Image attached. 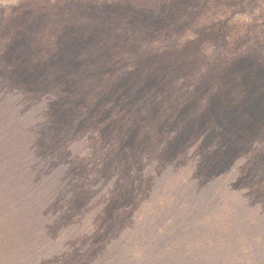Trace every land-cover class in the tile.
I'll use <instances>...</instances> for the list:
<instances>
[{
    "label": "rangeland",
    "instance_id": "1",
    "mask_svg": "<svg viewBox=\"0 0 264 264\" xmlns=\"http://www.w3.org/2000/svg\"><path fill=\"white\" fill-rule=\"evenodd\" d=\"M17 2L0 264H264V0Z\"/></svg>",
    "mask_w": 264,
    "mask_h": 264
},
{
    "label": "trees",
    "instance_id": "2",
    "mask_svg": "<svg viewBox=\"0 0 264 264\" xmlns=\"http://www.w3.org/2000/svg\"><path fill=\"white\" fill-rule=\"evenodd\" d=\"M17 1L18 0L0 1V7H10L11 5H14V4L18 3ZM52 1H55V0H52ZM96 210L97 209L90 210L88 213H85L87 211V209H86L84 211V213H82L83 210H79L78 213H75L76 214L75 217H78L77 218V222L83 223V224H79V229H80L79 233H81L84 236L85 240H87L91 235H94V233L98 229V224H96V219L98 218V216L95 213ZM132 212L134 213V215H137L139 210H138V208L137 209H133ZM80 213H82V215H79ZM68 227H71L73 229V231H74V227H76V226H75V224H71ZM36 236H37L38 239L40 238V234L39 233H36ZM43 241H45V240H43ZM46 242H48V241H46ZM59 242H61V241H59ZM48 243H50V242H48ZM114 244H115V242H113L112 245L109 247V252L107 253L106 257L114 255V253H115V252H113ZM136 245H137L136 243H132L130 245L129 254L134 252ZM137 250H138V248H137ZM49 251H50V249L49 250L46 249L44 254H46V253L48 254ZM143 252H144V250H142V253ZM68 253H69V251H67V250H61L59 256H55L54 254H51L49 259H47L46 261H51L54 257H60L63 254H68ZM8 256H5L1 260L2 264H9L8 262L11 261L12 256L10 255L9 260H8ZM117 261H118V263H120L119 259ZM26 262H31V260H27ZM99 264H100V262H99Z\"/></svg>",
    "mask_w": 264,
    "mask_h": 264
}]
</instances>
